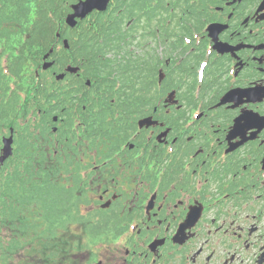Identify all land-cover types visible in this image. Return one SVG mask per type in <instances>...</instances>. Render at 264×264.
Segmentation results:
<instances>
[{"label": "flooded vegetation", "instance_id": "1", "mask_svg": "<svg viewBox=\"0 0 264 264\" xmlns=\"http://www.w3.org/2000/svg\"><path fill=\"white\" fill-rule=\"evenodd\" d=\"M142 3L112 0L84 19L105 46L89 51L153 52V75L139 79L151 108L122 112L126 98H113L104 109L118 111L76 115L99 118L96 143L71 162L97 196L85 222L67 226L80 240L66 231L49 264H264V0Z\"/></svg>", "mask_w": 264, "mask_h": 264}, {"label": "trees", "instance_id": "2", "mask_svg": "<svg viewBox=\"0 0 264 264\" xmlns=\"http://www.w3.org/2000/svg\"><path fill=\"white\" fill-rule=\"evenodd\" d=\"M68 2L74 0H0V120L6 119L9 126L20 128L16 165L0 177V231L14 233L10 248H24V242L33 243L32 249L41 245V252L48 259L53 256V247H60L55 243L65 241L68 217L74 225L83 220L79 204L86 201L81 167H69L78 155L74 148L76 136L63 125L57 132L56 145L51 130L53 117L66 115L68 121L75 112L97 114L115 97L126 98L121 106L127 112H146L151 105L140 99L150 87L139 79L143 75L151 77L155 63L150 51L114 53L111 57L99 51H81L69 57L68 50H57V32L67 36L64 16L69 11ZM140 8H148L145 0ZM83 33V39H92L89 31ZM147 40L144 36L138 46ZM71 43L72 49L89 51L77 41ZM14 46L18 51L12 50ZM51 47H55L52 71H62L68 63L80 64L84 68L80 79L92 78L94 84L89 88L75 77L70 78V74L58 81L52 71H39L37 76L36 69ZM4 59L8 74H4ZM103 77L106 82L98 83ZM118 80L122 85L115 89ZM75 103L79 107L76 111L72 109ZM38 111L41 123L33 127L26 120L34 119ZM86 118L92 122L88 134L95 141L99 118Z\"/></svg>", "mask_w": 264, "mask_h": 264}, {"label": "rangeland", "instance_id": "3", "mask_svg": "<svg viewBox=\"0 0 264 264\" xmlns=\"http://www.w3.org/2000/svg\"><path fill=\"white\" fill-rule=\"evenodd\" d=\"M75 1H77V0H74V2ZM70 3L71 2H68L67 4L69 5ZM91 19H92V17H91ZM88 21H90V19ZM12 50H14V47H12ZM20 105L23 106V102H20ZM65 118H66V115H64V120H65ZM26 121H27L28 124H32L33 127H35L36 122L37 123L40 122V119H33L32 118L30 120L27 119ZM19 124L21 125L22 123L19 122ZM58 125L61 126L60 124H58ZM0 131H1V127H0ZM71 131H72V129H71ZM1 141H2V137H1ZM73 158L76 160V162H78V158L77 157H73ZM74 165H76V164H74ZM69 167H70V165H69ZM83 177H86L85 174H83ZM90 186H92L90 188V192L87 191L86 194H85V200L86 201L81 203V204H79L81 213H85L86 210L92 209L91 206L93 207L95 205L94 199L97 196V184H90ZM68 220H71L70 216L68 217ZM66 231H67V228H66ZM70 235L72 237H74V239L80 240V234H70V232L67 231L68 240L70 239ZM32 244L33 243H25L24 242L23 243L24 248H12V249H10L9 247H7L8 255H9L8 264H33V258L34 257H39L40 258V264H44V263L49 264L50 263L49 259L46 258L44 256V254L41 252L42 246L38 245V246H36L35 249H32V248H30L32 246ZM79 250H80V248H79ZM79 250L75 251V253L79 252ZM70 251L72 252V250H70ZM54 257L52 258V262H53ZM77 262L80 263V258L78 259ZM67 264H73V263L70 260L69 262H67Z\"/></svg>", "mask_w": 264, "mask_h": 264}, {"label": "water", "instance_id": "4", "mask_svg": "<svg viewBox=\"0 0 264 264\" xmlns=\"http://www.w3.org/2000/svg\"><path fill=\"white\" fill-rule=\"evenodd\" d=\"M110 0H81L80 2L73 5L74 13H71L67 17V23L71 26H75L77 24V18H85L88 14H90L94 10H106L108 3ZM65 47L69 48L68 40L64 41ZM53 49L51 50V52ZM50 54H47L45 58H48ZM51 66L50 62H46L44 64V68L47 69ZM79 67H74L72 65H69L67 67V71L71 73L78 72ZM65 77V74H60L57 76L58 79H63ZM152 117L145 118L140 120V127H143L144 125H151L153 123ZM14 142V136L13 131L9 138L4 139V148H3V154L0 157V162L3 163L13 152L12 144Z\"/></svg>", "mask_w": 264, "mask_h": 264}, {"label": "snow or ice", "instance_id": "5", "mask_svg": "<svg viewBox=\"0 0 264 264\" xmlns=\"http://www.w3.org/2000/svg\"><path fill=\"white\" fill-rule=\"evenodd\" d=\"M243 118V117H242ZM3 125H2V123H0V127H2Z\"/></svg>", "mask_w": 264, "mask_h": 264}]
</instances>
